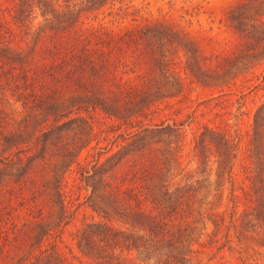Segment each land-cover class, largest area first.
<instances>
[{
    "label": "trees",
    "instance_id": "16d2710c",
    "mask_svg": "<svg viewBox=\"0 0 264 264\" xmlns=\"http://www.w3.org/2000/svg\"><path fill=\"white\" fill-rule=\"evenodd\" d=\"M145 7L134 0L3 5L0 264H69L52 236L71 216L72 171L97 216L75 234L86 264H199L197 253L212 247L264 253V97L251 113L239 192L231 174L237 142L207 122L193 136L192 173L169 181L181 170L180 126L197 115L193 108L177 116L180 105L191 106L175 68L179 53L189 81L222 90L264 62V0L228 8L234 41L226 52H206L174 23L144 16ZM175 103L176 117L154 119ZM98 117L109 120L107 147L95 138ZM224 180L228 210L218 208Z\"/></svg>",
    "mask_w": 264,
    "mask_h": 264
},
{
    "label": "rangeland",
    "instance_id": "374dc122",
    "mask_svg": "<svg viewBox=\"0 0 264 264\" xmlns=\"http://www.w3.org/2000/svg\"><path fill=\"white\" fill-rule=\"evenodd\" d=\"M235 1L134 0L137 5H146L143 10L149 12H144V16L174 23L190 38L196 40L206 52H226L232 48L234 37L232 30L225 21V14ZM8 2L9 0H0V13L3 5ZM54 2L58 6L62 4V0H54ZM183 59V55L179 53L175 68L178 69V73L184 81L185 92L191 106L186 107L179 104L182 108L177 116L183 118L185 113L193 108H195L197 115L194 120L186 121L180 126L179 166L181 170L171 176L170 184L180 182L186 174L192 173L195 165L192 153L193 136L200 123L207 122L218 124L229 137L237 142V152L231 167V174L234 189L239 192L240 187L238 185H245L244 172L249 165L247 148L251 113L255 104L264 97V82L261 81L264 79V62H258L244 69L230 85L217 91L202 87L194 81H189L182 69ZM177 106L178 103H175L173 108L164 109L154 116V119L176 117L171 109H175ZM92 122L98 145L107 147L113 138L107 127L109 120L98 117L93 118ZM90 150H82L80 157H83ZM228 188L229 183L224 180L221 186L222 199L218 206L219 209L228 210L230 208ZM66 194L71 216L52 238L56 241L69 264H86L85 257L75 245V234L77 228L92 218H97V216L87 206L85 198L88 189L79 184L74 171L67 176ZM241 208L242 205L238 204L236 212H239ZM197 257L200 260L199 264H209L210 262L214 264H264V253L261 249L249 250V252L244 253L238 248L216 250L215 247H212L198 252Z\"/></svg>",
    "mask_w": 264,
    "mask_h": 264
}]
</instances>
